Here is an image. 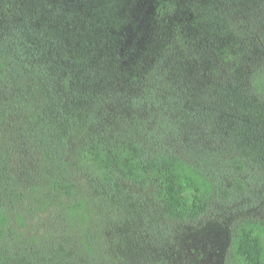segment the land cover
<instances>
[{
    "label": "trees",
    "instance_id": "16d2710c",
    "mask_svg": "<svg viewBox=\"0 0 264 264\" xmlns=\"http://www.w3.org/2000/svg\"><path fill=\"white\" fill-rule=\"evenodd\" d=\"M131 190L160 228L264 198V0H0V264L165 262ZM230 235L264 264V216Z\"/></svg>",
    "mask_w": 264,
    "mask_h": 264
},
{
    "label": "rangeland",
    "instance_id": "374dc122",
    "mask_svg": "<svg viewBox=\"0 0 264 264\" xmlns=\"http://www.w3.org/2000/svg\"><path fill=\"white\" fill-rule=\"evenodd\" d=\"M131 192L138 195L132 198L131 206V211L138 210L133 213L137 216L116 225L114 230L117 231L114 233L121 237L119 240L117 236L118 241L124 243V247L129 245L128 242L136 245L138 243L136 235L143 240L152 239L155 243H159L162 247L161 249L156 247L158 250L156 259L165 261L161 264H231L228 259L231 223L241 216H264V198L258 195L228 207L211 221H203L195 225L171 224L160 228L157 227L158 219L155 218L154 212L147 213L144 202L140 199L135 202L136 198L141 197L148 201L146 194L134 190ZM243 202L244 206H241ZM128 205H131L130 202H127ZM141 214L146 218L145 222L142 221L143 217L137 220ZM152 222L156 226H152ZM136 248L141 249L139 246Z\"/></svg>",
    "mask_w": 264,
    "mask_h": 264
}]
</instances>
